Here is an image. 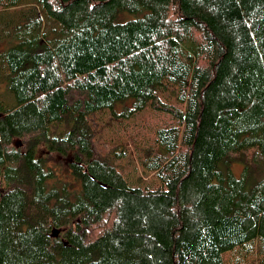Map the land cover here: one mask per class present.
<instances>
[{"label": "trees", "instance_id": "trees-1", "mask_svg": "<svg viewBox=\"0 0 264 264\" xmlns=\"http://www.w3.org/2000/svg\"><path fill=\"white\" fill-rule=\"evenodd\" d=\"M128 97L154 184L94 138ZM0 264H264V0H0Z\"/></svg>", "mask_w": 264, "mask_h": 264}, {"label": "rangeland", "instance_id": "rangeland-1", "mask_svg": "<svg viewBox=\"0 0 264 264\" xmlns=\"http://www.w3.org/2000/svg\"><path fill=\"white\" fill-rule=\"evenodd\" d=\"M131 18H134L133 14L120 11L114 19L116 22H123ZM133 107V98L128 97L97 112L92 124L94 138L102 153L113 147L121 148L123 154L113 157L116 156L115 160L121 164V171L128 174L131 180L138 177L141 185L154 184L158 179L152 173L142 171L137 156L152 141L154 130L170 123V117L148 105L134 111ZM67 161L68 157L62 160V171L66 168ZM230 167L234 175L239 176L242 163L238 158L230 161Z\"/></svg>", "mask_w": 264, "mask_h": 264}, {"label": "water", "instance_id": "water-1", "mask_svg": "<svg viewBox=\"0 0 264 264\" xmlns=\"http://www.w3.org/2000/svg\"><path fill=\"white\" fill-rule=\"evenodd\" d=\"M59 234V229L58 228H53L50 232V235L53 236V237H56L58 236Z\"/></svg>", "mask_w": 264, "mask_h": 264}]
</instances>
